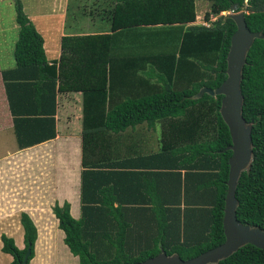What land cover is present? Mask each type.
<instances>
[{
  "label": "trees",
  "instance_id": "1",
  "mask_svg": "<svg viewBox=\"0 0 264 264\" xmlns=\"http://www.w3.org/2000/svg\"><path fill=\"white\" fill-rule=\"evenodd\" d=\"M196 1L210 4L204 14L208 26H186L196 20ZM98 4L108 14L110 33L63 38L59 61L50 63L42 36L15 0L14 67L3 70L1 78L18 149L55 139L57 94L82 93L81 216L74 219L67 202L52 209L65 246L78 264H135L161 250L191 259L224 241L231 155L229 131L219 113L222 96H196L226 79L236 26L224 12L236 6V12L245 13L248 29L264 35V0ZM151 29L158 34L153 41L146 32V50H156L151 58L156 75L148 77L154 83L146 81L145 94L136 98L122 90L116 101L112 59L117 41L136 47L137 37ZM139 56L134 63L140 59L144 66L131 71L146 73V51ZM240 89L242 116L252 125V161L235 190L236 218L264 230V39H255L247 54ZM142 124L160 126L158 152L135 150L125 156L121 133ZM20 225L23 249L6 235L0 238L1 252L12 257L9 264H20L28 248L27 264L34 257L36 226L26 213L20 214ZM218 264H264V250L246 245Z\"/></svg>",
  "mask_w": 264,
  "mask_h": 264
},
{
  "label": "crops",
  "instance_id": "2",
  "mask_svg": "<svg viewBox=\"0 0 264 264\" xmlns=\"http://www.w3.org/2000/svg\"><path fill=\"white\" fill-rule=\"evenodd\" d=\"M49 1L51 3L50 6L37 13L39 15L34 14L31 17L28 13H25L44 40V51L48 62L52 63L59 61L63 38L88 35L94 36L110 33L108 14L104 15L103 7L101 8V5L98 4L100 1L98 3H93L92 0H84V2L87 3V6L84 7L85 9L83 11L78 10L76 15H74L70 6L72 0ZM197 2L200 3L199 13L197 12ZM42 3L43 2H40V4ZM207 6L209 11L210 4L208 2L196 1V20L186 26H199L206 22L204 20V15L203 18H201L200 14L202 9ZM38 20L40 23H36ZM196 21H199L198 23L200 24H197ZM18 30L19 28L17 24L14 25L12 32L11 30L3 29L2 24L0 23V34H3V36H0V60L8 65L7 68L0 69V138L1 140L5 139V134H10L12 136L10 145L6 151L0 155V192L3 195L0 203L4 208L6 206L7 209L5 208V210L7 212L8 210L12 211V207L21 209L20 212L28 214L36 226L37 239L34 245V257L29 264H46L45 262L47 259L43 258L45 253L50 255L51 260H55L57 255L54 254V246L57 247V250L60 251V249H63L65 254L67 253V261L63 263L61 262V259H57V261L52 264H78V259L74 257L69 252L67 246H65L63 242L64 233L61 230L56 227L58 235L50 237L51 231H49V229L57 226L58 221L54 217V214L51 213V210L50 213H47L45 210L42 211L41 208L43 207V209H45L44 206L49 203V200L58 203L60 206L67 202L70 205L71 216L74 219H79L81 216L80 176L82 171L81 132L83 96L82 93H58L56 96L57 110L55 115V139L27 149H18L13 131L12 117L8 109L4 85L1 78V72L3 70L14 67L13 47L18 36ZM136 42H138L140 47L146 51V31L143 32L142 39L137 37ZM130 43L132 44V42ZM126 47L129 48L128 43L125 44L117 41V49H115L120 52ZM116 58V55L113 56L112 64L114 65L116 64ZM134 60L135 58L128 61L124 59V62H128V64L126 65L122 62L119 67L115 66V70H113L115 77L113 84L115 85V90H117V93L114 96L116 101H119L118 97L121 96V91L126 90L128 87L133 89V92L134 90H141L140 88L133 86L135 84V78L134 80H128L125 78V75L133 76L130 74L132 68L144 66V62L140 66L139 62L134 63ZM130 65L134 66L128 67ZM140 79L145 83L144 89H146V80L142 78ZM111 92L112 89L110 93ZM128 92L131 94L130 91ZM137 127L134 129L128 128V131L125 130L121 133L120 136L125 137V140L122 142L123 145L121 146L123 154L132 157L135 150H144L143 154H145L146 148L148 147L149 149L153 148L154 151H150L146 154L157 153L160 146V138L158 139L157 145L147 143L146 137L142 140H132L134 135H129L128 133L135 132ZM148 129L147 132L156 135L159 132L160 135L161 131L159 125L156 126L155 129ZM126 138L128 139L126 140ZM1 146L2 145H0V147ZM44 150L47 152L45 151V153H43ZM13 166L14 171L11 173L10 169L13 168ZM38 166L47 169L49 168V171H47L46 174H38L35 169ZM56 171L59 172V174L55 179ZM39 183H46V187H39ZM55 183H57V186H55ZM43 190L46 191L45 198L41 196ZM8 217L10 218L11 215L4 216L2 220H6L7 222L6 230H8V233H5V235L14 240L18 249H23L24 239L20 221H10L5 219ZM4 255L7 254L0 252V262ZM50 258H48V260ZM11 261L9 260V263ZM5 264H7L6 261Z\"/></svg>",
  "mask_w": 264,
  "mask_h": 264
},
{
  "label": "water",
  "instance_id": "3",
  "mask_svg": "<svg viewBox=\"0 0 264 264\" xmlns=\"http://www.w3.org/2000/svg\"><path fill=\"white\" fill-rule=\"evenodd\" d=\"M236 11V6H232L227 14L234 22L236 30L230 37L226 56V79L216 89L201 88L196 96L197 98L204 94L211 97L222 96L219 113L231 139V144L226 148L231 155L228 159L227 191L222 218L224 241L188 260H182L177 254L167 255L161 250L157 255L135 264H218L246 245L264 250V230L237 221L238 202L235 198L239 177L249 168L252 161V125L242 116L243 97L240 89L242 71L254 40L264 39V35L260 32H251L245 22V13ZM29 256L30 248L27 249L20 264H27Z\"/></svg>",
  "mask_w": 264,
  "mask_h": 264
},
{
  "label": "rangeland",
  "instance_id": "4",
  "mask_svg": "<svg viewBox=\"0 0 264 264\" xmlns=\"http://www.w3.org/2000/svg\"><path fill=\"white\" fill-rule=\"evenodd\" d=\"M97 1H101V2H104V3L109 2V0L108 1L97 0ZM14 2H15V0H0V23L2 24V28L3 29L11 30L12 32H13V29H14V25L16 24V21H15L16 14H15ZM20 2L22 4V6H23L24 12L28 13L31 17L34 14H37V13L45 10V8H48L50 6V4H51L49 0H20ZM40 2H43L42 3L43 5L40 4ZM199 5H200V3L197 4V12L198 13L200 12ZM70 6H71L72 11L74 12V15H76V12L78 10L83 11L85 9L84 7L87 6V3L84 2V0H72L70 2ZM110 7H111V4H110ZM206 12H208V6L206 8L204 7V9H202V12L200 14L201 18H203V15ZM226 14H228V13L224 12L223 16L226 15ZM37 15H39V14H37ZM219 16L220 15L215 16L212 22H215L219 18ZM201 20H200V22H201ZM208 21H210V17H209ZM196 22H197V24H200V23H198L199 21H196ZM36 23H40L39 20ZM146 32H150L151 33V35L149 34L150 35L149 36L150 40L155 41L154 37H156L158 39V37H157L158 34H157L156 30H152L151 29V30H147ZM0 36H3V34H0ZM134 45H136V47H133L132 45L128 44L129 48L127 50H125V51H120V52L117 51V50L115 51V54L117 56L116 64H115L116 67H119L121 65V63L124 62V59L127 60V61L131 60L132 58L137 59L138 57H140L139 53L145 54V51L140 47V44L138 42L135 41ZM155 51L156 50H149V51L146 50V60H147V58H149L146 61V69H147L146 73H143L142 71H140L138 73L131 71L130 74L133 75L134 77L133 76H127L126 79H128V80H130V79L134 80V78H135V81H134L135 84L133 85L134 87L140 88V89L144 88L145 83H143L140 78L145 79L147 82L150 80L149 82L151 84L154 83V81L151 80L148 77H155V75H156V71H154L156 69V65H154L155 59H151L153 57H156V54L153 53ZM138 62H139L140 66L143 64V62H140V59L138 60ZM7 67H8V65H6L4 62H2L0 60V69H5ZM186 82L187 81H185V83ZM126 90L131 92V94L127 96L128 98H136V97H138V94H143L144 93L143 92L144 90H140V91L134 90V92H133V89H130L129 87ZM148 130H149L148 127L145 124H142V125L137 127L135 132L128 133V134L129 135H134V138H132V140L133 139L142 140L144 137H146V142L147 143L156 144L157 145L158 144V139L160 138L159 132L156 135L154 133L147 132ZM0 137H1V135H0ZM4 138L5 139H2V140L0 138V145H2L0 147V155H2L6 151V149L8 148V146L10 145V140L12 141V136L10 134H5ZM127 139L128 138H126V140ZM4 140H5V143H4ZM45 151L46 150H44L43 153H45ZM150 151H154V149L153 148L149 149V147L146 148V153H148ZM140 152L144 153V150H141ZM56 160H58V159H56ZM35 169L37 170L38 174H46V172L49 171V168L47 169V168H44V167L42 168V167H39V166L36 167ZM10 170H11V173H13L14 166ZM58 174H59V172L56 171L55 179H56V177H58ZM3 184H5V183H3ZM38 185H39V187H42V188L46 187V183H39ZM55 186H57V183H55ZM55 191H57V190H55ZM45 192H46L45 190H43V192H42L41 196L43 198L46 197V193ZM2 197H3V195L0 192V200H1ZM55 204H58V203H56V202L54 203L53 201L49 200V203L45 204V206H44L45 209H43V207H42L41 210L42 211L45 210V212L50 213V210L52 211V209H53ZM5 208H6V206H5ZM5 208L0 203V236L1 235H5V233H8L7 232L8 230H6L7 229L6 228L7 222H6V220L2 221L4 216L11 215L10 218L8 217V218H5V219H8L10 221L11 220L20 221V214H21L20 210L21 209H19V208L16 209V208L12 207V211L8 210V212H7L5 210ZM51 213H53V211ZM15 226L17 227L16 224H15ZM56 227L59 229L58 223H57V226H54L53 228L49 229V231H51L50 237L58 235ZM17 231H18V229H17ZM0 241H1V239H0ZM1 248H2V242H0V252H1ZM54 254L57 255V258H55V260H51L50 255H48L47 253H45L43 255V258L47 259L46 262H45L46 264L47 263L52 264L53 262H56L57 259H61V262H63V263L65 261H67V255H66L67 253L65 254V251L63 249H60V251H59V250H57V247L54 246ZM48 258H50V259L48 260ZM9 260L11 261V256L10 255H4L1 258L0 264H5V261L7 262V264H9ZM42 263H43V261H42Z\"/></svg>",
  "mask_w": 264,
  "mask_h": 264
},
{
  "label": "built area",
  "instance_id": "5",
  "mask_svg": "<svg viewBox=\"0 0 264 264\" xmlns=\"http://www.w3.org/2000/svg\"><path fill=\"white\" fill-rule=\"evenodd\" d=\"M213 19H214V17L211 16V17H210V21H213ZM203 24H204L205 26H208L207 22H204Z\"/></svg>",
  "mask_w": 264,
  "mask_h": 264
},
{
  "label": "flooded vegetation",
  "instance_id": "6",
  "mask_svg": "<svg viewBox=\"0 0 264 264\" xmlns=\"http://www.w3.org/2000/svg\"><path fill=\"white\" fill-rule=\"evenodd\" d=\"M32 260V259H31Z\"/></svg>",
  "mask_w": 264,
  "mask_h": 264
}]
</instances>
